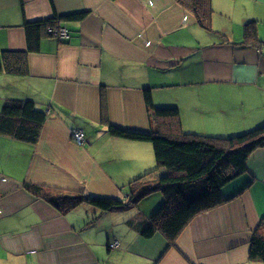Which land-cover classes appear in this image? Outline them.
<instances>
[{
  "label": "crops",
  "instance_id": "1",
  "mask_svg": "<svg viewBox=\"0 0 264 264\" xmlns=\"http://www.w3.org/2000/svg\"><path fill=\"white\" fill-rule=\"evenodd\" d=\"M54 3L61 16L87 14L61 22L69 38L41 40L27 75L0 73V114L9 100L47 112L34 144L0 134V264H262L249 246L264 218V148L223 188L229 201L197 215L173 244L129 225L150 217L161 193L126 211L61 213L24 183L126 200L130 183L157 167L152 143L108 132L103 97L110 123L133 130L151 129L146 89L156 108H179L171 129L160 121L169 134L236 138L264 128V0H211V30L176 0ZM53 15L50 0H0V51H26L25 20ZM249 22L257 44L244 43Z\"/></svg>",
  "mask_w": 264,
  "mask_h": 264
},
{
  "label": "trees",
  "instance_id": "2",
  "mask_svg": "<svg viewBox=\"0 0 264 264\" xmlns=\"http://www.w3.org/2000/svg\"><path fill=\"white\" fill-rule=\"evenodd\" d=\"M187 7L199 25L211 30L213 8L211 0H176ZM53 17L28 21L24 28L27 38L26 51H0V73L27 75L28 56L40 50L44 37L53 36L49 28L61 27L62 21L81 20L87 12L59 15L54 3ZM256 25L245 26V42L258 43ZM145 101L150 112L151 129L139 131L115 126L110 123L106 102L102 100V119L108 124V132L114 137L146 141L153 145L157 167L133 180L129 185L126 200L98 196L85 192L63 194L33 183H24V188L41 198L61 213H67L82 205H90L102 212L130 210L147 197L161 193L164 197L160 207L148 218L130 220L129 225L144 238L161 234L170 243H175L183 229L199 214L225 204L229 199L222 190L247 170V161L257 149L264 148V128L242 137L209 136L182 132L169 134L160 124L171 129L179 118V108H156L150 89H146ZM47 119V112L38 108L32 100H9L0 114V134L11 136L26 143H36ZM164 172L156 175V171ZM163 173L167 176L163 177ZM93 221H96L93 218ZM264 218L254 232L249 258L264 264ZM112 243V242H111Z\"/></svg>",
  "mask_w": 264,
  "mask_h": 264
},
{
  "label": "built area",
  "instance_id": "3",
  "mask_svg": "<svg viewBox=\"0 0 264 264\" xmlns=\"http://www.w3.org/2000/svg\"><path fill=\"white\" fill-rule=\"evenodd\" d=\"M49 32L53 34V36L59 38V39H67L70 37L69 32L66 30V28L62 27H53L49 28ZM74 139H76L79 142H85L86 141V135L83 130H76L73 133ZM110 246L112 248H116L119 246V241L115 240L113 241Z\"/></svg>",
  "mask_w": 264,
  "mask_h": 264
},
{
  "label": "water",
  "instance_id": "4",
  "mask_svg": "<svg viewBox=\"0 0 264 264\" xmlns=\"http://www.w3.org/2000/svg\"><path fill=\"white\" fill-rule=\"evenodd\" d=\"M166 176H167V174H166V173H164V174H163V177H166Z\"/></svg>",
  "mask_w": 264,
  "mask_h": 264
},
{
  "label": "rangeland",
  "instance_id": "5",
  "mask_svg": "<svg viewBox=\"0 0 264 264\" xmlns=\"http://www.w3.org/2000/svg\"><path fill=\"white\" fill-rule=\"evenodd\" d=\"M101 235H103V233L101 232ZM119 245H120V243H119ZM119 247V246H118ZM118 247H116V248H118Z\"/></svg>",
  "mask_w": 264,
  "mask_h": 264
}]
</instances>
